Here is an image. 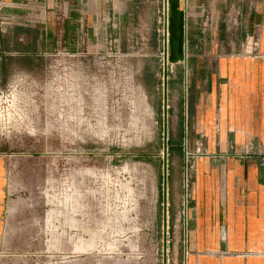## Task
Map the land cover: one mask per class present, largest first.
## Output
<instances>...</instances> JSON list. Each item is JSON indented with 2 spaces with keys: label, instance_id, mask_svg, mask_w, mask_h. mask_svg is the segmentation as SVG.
I'll use <instances>...</instances> for the list:
<instances>
[{
  "label": "rangeland",
  "instance_id": "374dc122",
  "mask_svg": "<svg viewBox=\"0 0 264 264\" xmlns=\"http://www.w3.org/2000/svg\"><path fill=\"white\" fill-rule=\"evenodd\" d=\"M245 3L196 0L186 88L168 64L166 264L248 254L222 247L220 214L227 163L258 138L197 107L221 64L264 62ZM103 4L72 46L0 13V264H162L163 0Z\"/></svg>",
  "mask_w": 264,
  "mask_h": 264
},
{
  "label": "crops",
  "instance_id": "0c3cea01",
  "mask_svg": "<svg viewBox=\"0 0 264 264\" xmlns=\"http://www.w3.org/2000/svg\"><path fill=\"white\" fill-rule=\"evenodd\" d=\"M154 1L112 0L116 8L122 2H127L138 10L143 8L144 2L153 5ZM6 2L8 6L2 8L0 13L13 18L10 23L4 22L6 26L27 27L26 18L32 15L33 24L38 26L36 34L40 41L52 40L57 36L72 46L76 39V24L81 20L84 23L85 17L88 27L91 23L94 24L93 15L96 13L93 14V10L102 9L106 0H14L13 4ZM195 3L196 0H186V10L190 11ZM146 6L149 8V5ZM241 6L242 13L246 11V7L249 10L248 19L251 23H261L264 26V0H248V3ZM123 17V14L117 16ZM186 21L187 24L190 23L189 16ZM262 31L264 41V28ZM189 39L193 40V36H189ZM220 66V71L225 76L223 78H229L226 86L218 85L219 82L211 77L210 99L206 102L205 96L201 95L197 107L204 112L208 110L212 116L216 103H220L224 108V136L229 130L235 129L238 132L249 130L250 135L258 138V144L250 149L254 155L243 162L227 163V193L220 214L221 223L226 227L225 244L222 247L248 254L219 259L201 258L197 264H264V62L246 64L234 60L232 67L225 69L222 64ZM189 70L192 71V65H189ZM253 122L255 124L252 126Z\"/></svg>",
  "mask_w": 264,
  "mask_h": 264
},
{
  "label": "water",
  "instance_id": "95a60500",
  "mask_svg": "<svg viewBox=\"0 0 264 264\" xmlns=\"http://www.w3.org/2000/svg\"><path fill=\"white\" fill-rule=\"evenodd\" d=\"M186 0H163V63H162V264L167 250V71L168 64L184 63L183 82L186 88Z\"/></svg>",
  "mask_w": 264,
  "mask_h": 264
},
{
  "label": "built area",
  "instance_id": "2783aa9c",
  "mask_svg": "<svg viewBox=\"0 0 264 264\" xmlns=\"http://www.w3.org/2000/svg\"><path fill=\"white\" fill-rule=\"evenodd\" d=\"M6 1H8L9 3L11 2L12 4L14 2V0L13 1L12 0H0V11L2 8L8 6ZM218 127H219V124H217L215 128L218 130Z\"/></svg>",
  "mask_w": 264,
  "mask_h": 264
},
{
  "label": "bare ground",
  "instance_id": "6f19581e",
  "mask_svg": "<svg viewBox=\"0 0 264 264\" xmlns=\"http://www.w3.org/2000/svg\"><path fill=\"white\" fill-rule=\"evenodd\" d=\"M163 24H164V21H163ZM163 33H164V29H163ZM163 36H164V34H163ZM163 44H164V42H163ZM163 63V62H162Z\"/></svg>",
  "mask_w": 264,
  "mask_h": 264
}]
</instances>
